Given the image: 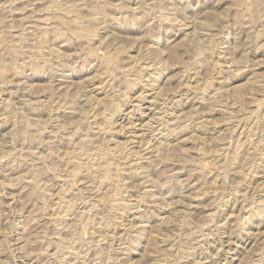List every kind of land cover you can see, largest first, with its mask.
Here are the masks:
<instances>
[{
	"label": "rangeland",
	"instance_id": "1",
	"mask_svg": "<svg viewBox=\"0 0 264 264\" xmlns=\"http://www.w3.org/2000/svg\"><path fill=\"white\" fill-rule=\"evenodd\" d=\"M263 33L264 0H0V264H264Z\"/></svg>",
	"mask_w": 264,
	"mask_h": 264
},
{
	"label": "bare ground",
	"instance_id": "2",
	"mask_svg": "<svg viewBox=\"0 0 264 264\" xmlns=\"http://www.w3.org/2000/svg\"><path fill=\"white\" fill-rule=\"evenodd\" d=\"M173 10H174V9H173ZM170 11H172V10H170ZM169 14H170V13H169ZM171 14H172V13H171ZM173 14H174V13H173ZM173 14H172V15H173ZM172 15H171V16H172ZM167 17H168V16H167ZM169 17H170V16H169ZM173 17H175V16L173 15ZM76 18H77V16H76ZM170 18H171V17H170ZM72 19H74V18H72ZM72 19H71V20H72ZM168 19H169V18H168ZM169 20H170V19H169ZM172 20H173V19H172ZM176 20H177V19H176ZM179 20H180V19H179ZM74 21H76V19H74ZM180 22H182V21H180ZM182 24H184V23L182 22ZM261 33H262V32H261ZM261 33H260V34H261ZM263 34H264V33H263ZM263 34H262V35H263ZM150 66H151V65H150ZM153 71H154V70H153ZM150 79H151V78H150ZM262 79H264V78H262ZM152 80H153V79H152ZM153 81H154V80H153ZM102 82H104V81H102ZM102 82H101V83H102ZM155 82H156V81H155ZM148 83H150V81H149ZM152 83H153V82H152ZM258 83H259V82H258ZM102 84H103V83H102ZM104 84H105V83H104ZM150 84H151V83H150ZM153 84H154V83H153ZM261 84H262V83H261ZM145 85H146V84H145ZM147 86H150V85H147ZM147 86H146V87H147ZM154 87H155V86H154ZM158 89H159V87H158ZM159 90H160V89H159ZM159 92H160V91H159ZM146 93H147V92H146ZM138 95H139V94H138ZM140 95H141V93H140ZM87 96H89V95H87ZM141 96H142V95H141ZM159 96H161V95H159ZM163 97H164V96H163ZM160 98H161V97H160ZM87 99H88V98H87ZM95 99H97V98H95ZM134 99H135V98H134ZM139 99H140V98H139ZM97 100H98V99H97ZM99 100H101V99L99 98ZM152 100H153V99H152ZM154 100H155V99H154ZM99 102H100V101H99ZM150 102H151V101H150ZM165 102H166V101H165ZM88 103H89V102H88ZM160 107H161V106H160ZM157 111H159V110H157ZM163 111H164V110H163ZM162 113H163V112H162ZM158 114H159V113H158ZM160 114H161V113H160ZM150 116H152V115H150ZM161 118H162V117H161ZM176 118H177V117H176ZM109 120H110V119H109ZM109 120H108V121H109ZM173 120H174V119H173ZM110 121H111V120H110ZM161 121H162V120H161ZM168 122H169V121H168ZM110 123H112V122H110ZM171 123H172V122H171ZM163 124H164V123H162V125H163ZM148 126H149V125H148ZM177 127H178V126H177ZM121 128H122V127H121ZM123 129H124V128H123ZM141 130H142V129H141ZM117 131H118V130H117ZM120 132H121V131H120ZM154 132H155V131H154ZM164 136H165V135H164ZM140 138H141V137H140ZM140 138H139V139H140ZM148 138H149V137H148ZM162 139H163V138H162ZM88 142H89V141H88ZM151 142H152V141H151ZM158 142H159V141H158ZM160 142H161V141H160ZM87 144H89V143H87ZM161 144H162V143H161ZM141 145H142V144H141ZM89 146H90V145H89ZM162 146H163V145H162ZM141 147H143V146H141ZM154 147H155V146H154ZM157 147H158V146H157ZM157 147H156V148H157ZM90 149L93 150V151H91V152H93V154H96V155L100 154V158H99V159H101V160L104 159V158H106L111 152H113V151L110 150L111 148H110V149H106V151H100V153H99V150H100V149H99L98 147H94V146H93V147L90 148ZM129 150H130V149H129ZM129 150H128V151H129ZM146 150H147V149H146ZM143 151H144V150H143ZM158 151H160V150H158ZM131 152H132V151H131ZM160 152H161V151H160ZM127 153H128V152H127ZM129 153H130V152H129ZM132 153L134 154V152H132ZM149 153H150V152H149ZM138 154H139V153H138ZM114 155H115V154H114ZM125 155H126V154H125ZM153 155H154V154H153ZM156 155H158V154H156ZM109 156H112V153H111V155H109ZM129 156H131V155H129ZM136 156H137V154H136ZM138 156H139V155H138ZM140 156H141V155H140ZM142 157H143V156H142ZM155 158H156V157H155ZM131 159H132V158H131ZM137 160H138V159H137ZM140 160H141V159H140ZM104 161H106V160H104ZM108 161H109V160H108ZM121 161H122V160H121ZM133 161H134V160H133ZM141 161H142V160H141ZM160 161H161V160H160ZM106 162H107V161H106ZM128 162H129V160H128ZM104 163H105V162H104ZM118 163H119V162H118ZM118 163H116V164H118ZM130 163H131V166H132V163H133V162H130ZM98 164H99V163H97V166H98ZM126 164H127V163H126ZM136 164H137V163H136ZM100 165H101V164H100ZM113 166H115V167H112V166L110 165V162H109V164H107V163H106L105 165L103 164V167H102V168H103L102 171H104L103 174H106V176H107V174H110V173H109L110 171L112 172V170H111L112 168H114L113 170H116V169H117L116 171H118V168H117L118 165H113ZM122 166H123V165H122ZM124 166H125V164H124ZM99 167H100V166H99ZM118 167H120V166H118ZM126 167H127V166H126ZM133 167H134V166H133ZM100 169H101V167H100ZM121 169H122V168H121ZM121 169H120V170H121ZM135 169H137V168H135ZM97 170H98V168H97ZM137 170H138V169H137ZM116 171H114V172H116ZM131 171H132V170H131ZM146 182H147V181H146ZM164 184H165V183H164ZM118 194H119V193H118ZM60 195H62V194H60ZM115 196H117V195H115ZM61 197H62V196H61ZM118 197H119V196H118ZM153 197H154V196H153ZM118 199H119V198H118ZM120 199H121V198H120ZM112 200H115V199H112ZM112 200H111V202H112ZM123 201H125V200L122 199V202H123ZM113 202H114V201H113ZM113 202H112V203H113ZM125 202H126V201H125ZM114 203H115V202H114ZM124 204H125V203H124ZM130 204H131V203H130ZM142 204H143V203H142ZM112 205H114V204H112ZM126 205H127V204H126ZM129 207H130V206H129ZM137 207H138V206H137ZM117 208H118V207H117ZM130 208H131V207H130ZM174 214H175V213H174ZM119 216H120V215H119ZM119 216H118V217H119ZM165 218H166V217H165ZM166 223H167V222H166ZM167 224H168V223H167ZM133 225H134V224H133ZM241 227H242V226H241ZM202 236H203V235H202ZM193 243H194V241H193ZM72 244H73V243H72ZM65 246H66V245H65ZM67 248H68L69 250L71 249L70 244L67 246ZM73 250H74V249H73ZM67 251H68V250H67ZM67 251H66V252H67ZM215 251H216V250H215ZM218 251H219V249H218ZM210 254H211V253H210ZM212 254H213V253H212ZM208 256H209V255H208ZM213 256H214V255H213ZM206 258H207V257H206ZM200 263H201V262H200ZM164 264H166V263H164Z\"/></svg>",
	"mask_w": 264,
	"mask_h": 264
}]
</instances>
